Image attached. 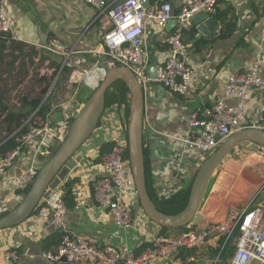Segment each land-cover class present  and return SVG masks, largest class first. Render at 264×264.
Listing matches in <instances>:
<instances>
[{
  "label": "crops",
  "instance_id": "0c3cea01",
  "mask_svg": "<svg viewBox=\"0 0 264 264\" xmlns=\"http://www.w3.org/2000/svg\"><path fill=\"white\" fill-rule=\"evenodd\" d=\"M106 1L111 3L117 0ZM163 1L171 2L178 10L180 0H149V5ZM0 6L16 20V41L26 43L28 48H35L38 52L35 58L47 57L50 70H53L50 61L58 59L62 64L60 73L63 83L70 84L61 86L70 91L71 100L76 94L81 97V101L73 99L60 106L49 104L48 123L51 133L47 136V145L51 155L58 145L53 134L69 129L71 120L84 104L82 99L88 97L89 90L95 89L107 72V59L92 51L101 43L99 31L111 28V22L100 15L97 9L75 5L72 0H0ZM214 17L217 19V26L213 28L215 34L202 35L193 21L187 32L189 53L186 62L195 72L187 94H174L155 82L150 83L145 92V159L149 180L159 198H169L179 189L188 188L200 167L201 157L194 154L181 155V144L176 139L185 137L189 132L192 112L197 108L212 106L222 94L231 74L247 72L251 68L258 53L257 46L264 39V0H222ZM174 29V21L162 29L153 25L148 27L146 42L150 69L168 58L170 51L167 40ZM221 30L223 35L220 34ZM18 62L20 72L22 60L19 59ZM24 62L26 73L19 75L27 77L30 74L28 66L37 62ZM5 67L4 65L3 68ZM64 67L67 70H63ZM95 67L103 68L105 73ZM262 70L264 76V53ZM80 71L96 73L89 82L70 83V77L78 75ZM34 98L38 97L33 96L31 99ZM236 102L233 99L230 103ZM259 102V91H255L248 104V120L256 115ZM122 109L117 105L106 108L98 128L74 155L76 166L59 184H71L72 194L67 204V234L88 239L96 246L112 245L119 250H130L135 255H140L152 246L157 235H171L185 230L164 228L150 220L133 189L127 193V200L133 208V225L129 229L119 227L109 212L94 200L87 178L106 174L100 154L111 147L120 127L127 123L124 109L121 116ZM229 155L210 180L196 218L199 224L221 221L234 210L264 200L262 192L254 191L248 186L251 185L247 181L252 173L246 168H238ZM45 162V157L27 154L18 161L10 176L19 177L29 168H41ZM22 198L12 192V181L6 180L0 190V211L8 209L6 207L10 205L15 207ZM37 215L38 212L23 223L0 231V264H6L4 257L8 251H13L18 256L17 261L12 264H48L41 254L43 250L56 248L61 238H51L57 231L49 221L43 222ZM218 247V242L211 240L194 250H179L173 258L177 264H181L187 257L193 258L190 264H215ZM225 258L223 256L224 260ZM160 263L159 260L154 264ZM57 264L70 263L62 261Z\"/></svg>",
  "mask_w": 264,
  "mask_h": 264
},
{
  "label": "built area",
  "instance_id": "2783aa9c",
  "mask_svg": "<svg viewBox=\"0 0 264 264\" xmlns=\"http://www.w3.org/2000/svg\"><path fill=\"white\" fill-rule=\"evenodd\" d=\"M221 1L180 0L179 12L175 15V6L168 1L149 5V0H117L111 3L106 0H72L75 5L97 9L100 15L111 22V28L99 31L101 43L92 51L107 59V70L125 66L134 73L144 93L149 84L155 82L182 96L187 94L195 78L194 70L186 62L189 44L185 35L191 29L194 16L203 12L215 16ZM171 21L175 22V29L167 40L170 54L156 66V77L152 78L146 42L148 27L153 25L162 29ZM15 28L16 20L0 6V31L15 39ZM263 45L264 39L258 44V53L247 72L231 74L227 78L222 94L212 106L197 108L192 112L189 132L185 137L176 138L181 144V155H198L202 162L233 134L247 128L264 130ZM34 61L39 62L40 59L34 58ZM43 63L51 71L49 62ZM95 69L103 70L101 67ZM95 73L80 71L78 75L71 76V81L89 82ZM56 81L57 79L54 82ZM255 91H259L258 111L248 120V104ZM233 99L237 100L235 104L230 103ZM37 111L27 120L26 123L31 122V125L28 133L19 138L20 145L0 157V190L6 180L12 181L14 194H19L32 185L40 170L38 167L29 168L19 177L10 176L12 169L25 155L34 153L45 157V161L50 157L47 136L51 133V127L49 120H43ZM120 129L111 147L100 154L106 174L100 177L89 176L87 181L96 203L109 212L119 227L129 229L133 225V208L127 200V193L132 189L136 193V187L129 159L126 157L127 124ZM67 132L68 130L59 131L53 134V139L61 144ZM64 195L60 185L48 191L37 215L39 220L49 221L56 231L64 230L56 248L43 250L41 254L48 264H57L63 259L70 264H154L159 260L160 264H175L173 256L176 252L200 248L211 240L219 244L215 264H264V200L234 210L221 221L205 224L191 222L186 226V231L157 235L151 247L140 255H135L130 250H119L112 245L96 246L88 239L67 234L68 208ZM225 253L227 257L224 260ZM17 259L15 252L8 251L4 262L12 264ZM192 261V257H187L181 264H190Z\"/></svg>",
  "mask_w": 264,
  "mask_h": 264
},
{
  "label": "water",
  "instance_id": "95a60500",
  "mask_svg": "<svg viewBox=\"0 0 264 264\" xmlns=\"http://www.w3.org/2000/svg\"><path fill=\"white\" fill-rule=\"evenodd\" d=\"M179 9L174 10L177 15ZM192 21L203 35H213L217 19L208 13H200ZM212 31V32H211ZM187 35V34H186ZM185 35V36H186ZM156 77L157 67L149 70ZM123 81L130 91L129 116L127 124L129 166L134 177L136 192L145 214L154 223L167 228H182L196 222L210 180L224 159L243 142H252L264 148V130L247 128L241 130L224 142L205 158L190 187L186 207L177 214L160 211L154 204L147 188L146 159L144 149L145 93L134 73L125 66H116L107 70L104 78L93 90L70 123L67 135L57 149L40 168L29 191L20 203L7 214L0 216V231L15 227L29 219L42 205L48 191L56 189L67 173L76 166L74 155L88 141L98 128L106 110V94L117 81ZM64 230H61L63 233ZM66 263V260L63 259ZM119 264H124L120 262Z\"/></svg>",
  "mask_w": 264,
  "mask_h": 264
},
{
  "label": "trees",
  "instance_id": "16d2710c",
  "mask_svg": "<svg viewBox=\"0 0 264 264\" xmlns=\"http://www.w3.org/2000/svg\"><path fill=\"white\" fill-rule=\"evenodd\" d=\"M223 35V31L221 33ZM38 56V52L35 48H28L26 43L16 41L15 39L9 38V35H6L0 31V77L2 78V74L7 73L11 77L12 71L16 68L17 60L21 59V68L20 74L26 73V69H24L25 62L28 61L30 64H34V58ZM47 57L40 56V62H45ZM59 60H51V67L55 68L56 71L62 65L58 62ZM4 65L6 68H3ZM63 70H67L66 67ZM43 81H46V78H43ZM43 92H47V89H43ZM86 100L90 97L91 93ZM8 89L0 87V157L4 156L6 152L11 149L16 148L20 145L19 138H22L25 134L28 133L31 122L26 123L30 116L36 111L37 114L41 116L43 120L48 119V114L50 112V106L42 101L41 98L31 99L28 96H24L20 99V106H10L7 102ZM129 101H130V91L126 84L119 80L115 82L107 91L106 94V108L111 107L113 105H117L120 108H123L126 111V124H128V116H129ZM73 119L71 120V122ZM6 132V136L2 138V135ZM60 144L56 145L57 149ZM53 149V151L55 150ZM127 159H129V153H127ZM146 177H147V188L148 192L157 206V208L167 214H177L182 211L189 199L190 187L185 189H179L169 198H159L149 180L148 169L146 165ZM194 180V179H193ZM193 182V181H192ZM192 184V183H191ZM31 187V186H30ZM30 187H28L25 191L20 192L19 194L24 197L26 193L29 191ZM61 188L64 190V199L66 204H68L69 199L71 197V184L63 182L61 184ZM10 210H6L1 213L0 216L7 214ZM36 210V212H38ZM34 212V213H36ZM167 228V227H164ZM180 230L186 231V226L179 228ZM63 237V233L57 231L55 236L51 238H61ZM61 239L58 240L57 244L61 242ZM219 251V247H218ZM223 256L227 257V253L223 254Z\"/></svg>",
  "mask_w": 264,
  "mask_h": 264
},
{
  "label": "rangeland",
  "instance_id": "374dc122",
  "mask_svg": "<svg viewBox=\"0 0 264 264\" xmlns=\"http://www.w3.org/2000/svg\"><path fill=\"white\" fill-rule=\"evenodd\" d=\"M44 64L45 63L39 61L32 66H28L30 74L27 77L19 75V62L16 64V68L12 71L11 77H8L9 75L7 73L2 74V78L0 77V87L8 89L7 102L10 106L19 107L20 99L24 96H29L31 98L33 96H37L38 98H41L42 101L45 100V102H43L47 105L55 103L56 106H60L61 103L70 102L73 99L81 101V97H78V94L73 96L71 100L69 97L70 91L65 90L61 86L64 85L65 87L66 85H70L68 82H64L65 84L63 83V78H61L62 74L60 73L61 66L58 68L57 71L55 68L52 67L51 69L53 70L48 71V66H45ZM44 77L47 78L46 81H43ZM55 79H57L56 82H54ZM70 83L75 84L71 81V77ZM43 89H47V92H43ZM93 90L94 89H92V91ZM89 92L91 91L89 90ZM82 101H84V99H82ZM55 109L58 110V108ZM124 112L125 111L122 109L121 116H123L122 113ZM38 116L41 117L40 115ZM5 136L6 132H4L1 139H3V137ZM229 156L235 160L236 164L238 165V168H246V170L252 173V176H250V179L247 181L251 185L248 186L254 191H259V193L262 192L263 196L264 148L261 145L252 142H243L242 144L237 146ZM220 168L221 167L219 166L218 170H220ZM6 208L8 209H2L0 211V214L5 212L6 210H11L12 208H14V206L10 205Z\"/></svg>",
  "mask_w": 264,
  "mask_h": 264
}]
</instances>
